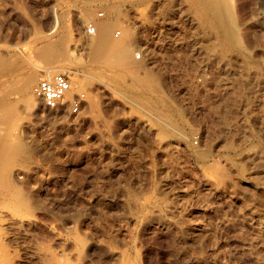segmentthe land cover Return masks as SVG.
Wrapping results in <instances>:
<instances>
[{
	"label": "rangeland",
	"instance_id": "1",
	"mask_svg": "<svg viewBox=\"0 0 264 264\" xmlns=\"http://www.w3.org/2000/svg\"><path fill=\"white\" fill-rule=\"evenodd\" d=\"M209 1L0 0V56L41 65L38 45L69 28L68 47L54 58L71 79L67 99L86 94L78 114L48 111L36 96L34 106L16 104L19 124L10 131L26 148L12 180L37 210L32 228L10 229L14 264H47L59 254L69 264H264V4ZM111 10L122 18L110 37L138 40L131 65L157 74L154 94L133 88L142 74L122 67L112 77L92 64L95 34L85 36L84 26ZM222 14L239 32L234 50L216 31ZM140 46L146 59L134 58ZM15 94L7 99L17 103ZM157 94L169 105H155ZM161 110L176 119L186 146L161 134ZM77 239L86 260L74 255Z\"/></svg>",
	"mask_w": 264,
	"mask_h": 264
},
{
	"label": "bare ground",
	"instance_id": "2",
	"mask_svg": "<svg viewBox=\"0 0 264 264\" xmlns=\"http://www.w3.org/2000/svg\"><path fill=\"white\" fill-rule=\"evenodd\" d=\"M201 1V0H200ZM208 1V0H207ZM221 1V0H220ZM204 2V1H203ZM211 2V4L213 3L211 0L209 1ZM215 2V0H214ZM219 2V1H218ZM225 4V2H224ZM223 4V6H224ZM262 4H264V0H262ZM204 5V4H203ZM219 6V5H218ZM223 9H225L223 7ZM227 10V9H226ZM112 12H109L106 17H104L103 19L99 20L98 22H95V26H96V33H95V37L94 40L91 42L90 44V56H91V61L92 64L99 67L102 66V69H106L109 70L110 74L112 77H117L118 76V71L123 67V68H127L129 70L130 73H132L133 75L138 76L137 74H142V79L139 78H135V79H139L137 80V82L135 81V84H133V88L136 90L137 93L141 94L142 92L144 93V91H148L151 92L153 91V87L155 85V83L158 81L159 82V78L156 77L155 72L154 75L153 73L148 72V70L146 71V67L142 66V65H131L132 61L130 60V50L131 48H135V44L138 40H136L135 38H130V39H126V37H122V39L118 38L116 39H112L110 37V29L119 23V20L122 18V13H120L118 10H111ZM199 12V11H198ZM209 12V11H208ZM229 12V11H228ZM87 13V12H85ZM202 13V11L200 12ZM199 13V14H200ZM226 13V11H225ZM230 13V12H229ZM88 14V13H87ZM220 15V14H219ZM228 15V14H227ZM226 15V16H227ZM231 15V14H230ZM229 15V18H230ZM222 16V17H221ZM218 16L217 19H219L221 21V24H219V29L216 31H220V39L222 40L221 42H224L228 48L234 50L235 47L237 45L238 41V33L237 32V28L236 26H234L233 24L228 23L229 20H232L231 18H226L225 14ZM84 17V14H81L79 16H77V20H82V18ZM203 17H204V13H203ZM233 17V16H232ZM199 18V17H198ZM213 18V17H211ZM234 18V17H233ZM216 19V18H214ZM227 19H229L227 21ZM210 20V19H209ZM212 20V19H211ZM234 20V19H233ZM203 21V19L201 20ZM200 21V22H201ZM214 21V20H213ZM216 22V21H215ZM215 22L213 23L215 26ZM235 22V21H233ZM211 23V22H210ZM209 23V24H210ZM217 23V22H216ZM232 23V21H231ZM202 24V23H200ZM67 26V25H66ZM201 26V25H200ZM211 26V25H210ZM218 26V25H217ZM217 26H215L214 28H216ZM128 27V26H127ZM122 28H124L122 26ZM121 28V29H122ZM218 28V27H217ZM126 29V28H125ZM130 30V29H129ZM64 34H62V36H60V38L58 37V39L56 41H51V42H43L42 45H38L39 48L38 50H36L37 54L36 56L40 59L41 65L36 64L34 62L30 63H24V61L19 62V60L16 59H10V58H6L5 56L2 57L0 56V264H14V259L13 257L15 256H11L13 253H10V251H8V247L11 246V243H9L10 245H8L7 240L10 236V229H13L16 226H20V228L23 229L26 228H32L34 225V221H35V210H37L35 208V204L34 202L32 203V205L34 204V206H31V201L29 199V201L26 199L27 196H24V192H21L22 190L17 189L14 186V182H13V177H15V175H17L18 173V169H16V167L14 166L15 163L19 162L16 161V155L19 153L21 154V152H23L25 150L26 147H24V145L21 143L20 140H17V136L14 138L12 133L13 131H10V128L13 125H18L16 124L17 121V106L16 104L18 103H22L23 105H27V107H31L36 105L37 103V99L34 93H31V88L32 85L36 82L37 83V70L39 69L42 72L45 73H55V72H62V73H66V68L65 66L58 63V61L54 58V54L55 52H62L64 48L66 47V42L68 40V37L70 36V29L69 28H65ZM127 31V30H126ZM123 32H125L123 30ZM122 33V32H121ZM131 34H133V32H129ZM124 34V33H123ZM196 34V33H195ZM219 34V32H218ZM201 35V34H200ZM43 37V36H42ZM41 37V38H42ZM40 38V39H41ZM238 38V39H237ZM199 40V39H198ZM197 40V41H198ZM240 40V39H239ZM43 41V40H42ZM238 41V42H237ZM222 45H224L222 43ZM225 45V49L226 48ZM234 47V49H233ZM237 47V46H236ZM37 48V47H36ZM137 48V47H136ZM141 50L144 51V58L146 59L147 55V51L145 47H141ZM68 50V49H67ZM5 52L9 53L11 52V49L9 48H5ZM67 52V51H66ZM5 53V54H6ZM3 54V53H2ZM10 54V53H9ZM8 54V56H9ZM7 56V55H6ZM57 57V56H56ZM60 57V56H59ZM62 57V56H61ZM66 57V56H65ZM154 63V62H153ZM65 64V63H64ZM134 64V63H133ZM131 65V66H130ZM67 67V66H66ZM237 67V66H236ZM100 69V67L98 68ZM121 72V71H120ZM127 72V71H126ZM153 72V71H152ZM109 74V73H108ZM124 74V73H123ZM132 74H130L131 76H133ZM68 75V74H67ZM110 76V79H111ZM125 76V75H124ZM136 76H133L136 77ZM70 83H71V79L68 76ZM156 78V79H155ZM98 79V78H97ZM121 79V78H120ZM156 81H155V80ZM158 79V80H157ZM37 80V81H36ZM122 80V79H121ZM120 80V81H121ZM124 80V79H123ZM134 80V79H133ZM125 82V81H124ZM157 82V83H158ZM35 83V84H36ZM133 83V82H132ZM156 85H159L157 84ZM160 83V82H159ZM124 84V83H122ZM132 85V84H131ZM72 86V83H71ZM156 87V86H155ZM156 89V88H155ZM158 90V89H156ZM72 91V90H71ZM71 91H69L66 95V100L67 97H69V95L71 94ZM159 91V90H158ZM12 92H15L17 95V103L16 102H12L10 101V99H7V96H9V94L11 95ZM155 92V90L153 91ZM152 92V93H153ZM157 92V91H156ZM160 93V92H159ZM14 94V93H13ZM34 94V95H33ZM154 94V93H153ZM7 95V96H6ZM151 95V94H150ZM156 95V93H155ZM12 96V95H11ZM145 96V94H144ZM161 96V95H160ZM158 96V103L155 105H160L159 107H165L164 105L168 104L169 102L165 103V99H163V96ZM10 98V97H8ZM92 98V97H91ZM143 98V97H142ZM147 98V97H146ZM154 98V99H155ZM39 99V98H38ZM228 99V98H227ZM231 99V98H230ZM12 100V99H11ZM40 100V99H39ZM99 100V99H98ZM130 100V99H129ZM128 100V101H129ZM145 100V98H144ZM19 101V102H18ZM96 101V100H95ZM167 101V100H166ZM169 101V100H168ZM233 101V100H232ZM41 102V101H40ZM94 100L92 98V103L93 104ZM96 104V102H94V105ZM154 104V103H153ZM230 104V103H229ZM232 104V102H231ZM230 104V105H231ZM235 105V104H234ZM233 105V106H234ZM20 106V104H19ZM158 106H155L154 109L159 108ZM169 107V106H168ZM160 108V109H161ZM167 108V107H166ZM21 109V108H20ZM153 109V108H152ZM168 109V108H167ZM158 109H156L157 111ZM165 110V109H164ZM160 111V110H159ZM158 111V113H159ZM162 111V110H161ZM170 111V109H169ZM177 112V111H176ZM179 112V111H178ZM182 112V111H181ZM174 113V112H173ZM180 113V112H179ZM161 115H158V118L160 116L162 120V124L160 127V132L163 136H173L174 139L177 138V142L181 143V147L182 145H187L185 139L182 138V134L178 132V130L175 129L177 126L175 123V120H172V118L170 117V115H168L167 113H165L164 111H162V113L160 112ZM175 115V114H174ZM178 116H180V114H177ZM157 116V115H156ZM177 116V117H178ZM182 116V115H181ZM180 116V117H181ZM173 117V116H172ZM156 118V119H158ZM17 120V121H16ZM158 122V121H157ZM178 122V121H177ZM225 122V121H224ZM167 125V126H166ZM175 125V126H174ZM166 126V127H165ZM169 126V127H168ZM179 126V125H178ZM170 129H168V128ZM169 130V132L166 129ZM17 129V128H15ZM14 130V129H13ZM20 130V129H19ZM21 131V130H20ZM12 132V133H11ZM23 132V131H22ZM159 132V133H160ZM21 133V132H20ZM14 134V133H13ZM19 138V137H18ZM20 139V138H19ZM26 144V143H25ZM179 144V143H178ZM180 147V146H179ZM28 148V147H27ZM187 148V147H184ZM193 148V147H192ZM29 150V149H28ZM196 150V149H195ZM27 151V150H26ZM30 152V151H29ZM207 152V151H206ZM24 153V152H23ZM26 153V152H25ZM28 153V152H27ZM210 153V152H209ZM208 153L205 152H200V151H195V155L199 157V159L201 160H205L207 157ZM19 156V155H18ZM22 157V156H21ZM23 158V157H22ZM200 160V161H201ZM16 161V162H15ZM19 163H17L16 165H18ZM14 166V167H13ZM19 166V165H18ZM224 175V174H221ZM225 176V175H224ZM18 177V176H16ZM222 179V178H221ZM26 195V193H25ZM135 197V196H134ZM38 205V204H37ZM42 206L38 205V208L40 211V209H44L41 208ZM35 208V209H33ZM155 208V207H154ZM33 209V210H32ZM153 209V208H152ZM45 210V209H44ZM43 210V211H44ZM34 213V216L32 218V216L29 215L30 212ZM9 212V213H8ZM24 212V213H23ZM26 212V213H25ZM29 212V213H27ZM144 212V211H143ZM23 213V214H20ZM32 213V215H33ZM153 213V212H152ZM155 213V212H154ZM28 214V215H25ZM160 215V214H159ZM146 216V214H145ZM39 217V216H38ZM144 217V216H143ZM140 219V218H139ZM177 221V220H176ZM176 221H167L172 223L174 226V228L183 229L182 226L180 225L179 222ZM161 223V222H160ZM170 223H168L170 225ZM173 227V226H172ZM18 228V227H17ZM170 228V227H169ZM16 230V229H15ZM184 230V229H183ZM24 231V229H23ZM34 231V230H33ZM12 232H15L12 230ZM27 232V231H26ZM29 232V231H28ZM184 232V231H183ZM182 232V233H183ZM13 234V233H12ZM182 236V235H181ZM77 238V237H76ZM7 240V241H6ZM73 240V239H72ZM79 240V241H78ZM11 241V240H10ZM85 242H87L86 240H84ZM77 245L74 246L75 251H74V255L76 254L75 257H80L79 260L82 261L84 259V255L86 252V243L83 242L82 239H77L76 240ZM7 243V244H6ZM72 243V242H71ZM74 243V242H73ZM8 245V246H7ZM106 246V245H105ZM37 247V246H36ZM35 247V248H36ZM109 247V246H108ZM40 248V247H39ZM38 248V249H39ZM43 249H46L45 247H42ZM41 248V249H42ZM105 248V247H104ZM107 248V247H106ZM110 248V247H109ZM50 249V248H49ZM111 249V248H110ZM109 249V250H110ZM113 249V248H112ZM10 250V249H9ZM48 252V248L46 249ZM45 250V252H46ZM52 250V249H50ZM107 250V249H106ZM42 253L43 250L41 251ZM52 251H50L51 253ZM55 252V251H54ZM73 252V251H72ZM108 252V251H107ZM109 252H111L112 256L113 254L118 257V259H120L119 257H122V253L120 251H117L115 249L110 250ZM10 253V254H9ZM48 253V255L50 254ZM38 254V253H37ZM36 254V255H37ZM55 254V253H54ZM59 254V253H57ZM73 254V253H72ZM45 255V254H44ZM43 255L44 258H47ZM73 255V257H74ZM110 255V256H111ZM41 256V253H40ZM52 256V262H49V260L47 259V261L49 262V264H67L68 261H66L67 259L65 257H63V260L61 259V255L60 259L56 258L53 255H49V257ZM58 256V257H59ZM89 256V255H88ZM18 257V256H17ZM71 257V256H69ZM65 258V260H64ZM88 258V257H87ZM73 259V258H72ZM116 259V258H115ZM117 259V260H118ZM122 259V258H121ZM46 260V259H45ZM75 262L76 259L74 258ZM73 260V261H74ZM86 260V259H84ZM48 262H46L48 264ZM16 263V262H15ZM43 263H44V259H43ZM71 263V262H70ZM69 264V263H68ZM72 264V263H71ZM79 264H81L79 262ZM86 264V263H85Z\"/></svg>",
	"mask_w": 264,
	"mask_h": 264
},
{
	"label": "built area",
	"instance_id": "3",
	"mask_svg": "<svg viewBox=\"0 0 264 264\" xmlns=\"http://www.w3.org/2000/svg\"><path fill=\"white\" fill-rule=\"evenodd\" d=\"M98 17L103 16V12H98ZM130 25L129 21L125 22ZM96 33L94 21H89L85 24L83 34L85 36H93ZM121 35V29L115 28L112 36L118 38ZM146 45V44H143ZM134 58L142 60L144 51L136 49ZM40 78L33 87V93L40 99L44 109L48 111L66 110L69 114H78L82 112L86 105L85 92H75L71 98L66 100L67 93L72 89L68 75L62 72L45 73L40 71Z\"/></svg>",
	"mask_w": 264,
	"mask_h": 264
}]
</instances>
